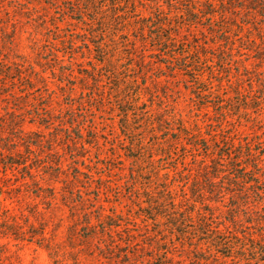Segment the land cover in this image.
Returning <instances> with one entry per match:
<instances>
[{"label": "rangeland", "instance_id": "1", "mask_svg": "<svg viewBox=\"0 0 264 264\" xmlns=\"http://www.w3.org/2000/svg\"><path fill=\"white\" fill-rule=\"evenodd\" d=\"M188 1L197 14H184V0H134L107 28L103 10L80 14L72 0H0V264H264V203L237 192L218 202L163 198L167 184L181 195L171 167L192 180L203 150L215 157L226 141L258 156L247 177L256 173L264 189V18L244 0H224L235 9L219 7L223 18H202L203 0ZM156 33L175 34L161 44ZM126 108L135 134L120 127ZM160 115L199 130L200 152L189 149L183 167V141L147 126ZM158 149L173 154L160 161ZM228 172L223 186L240 174ZM190 204L193 218L177 230L196 240L184 244L170 215ZM199 215L218 223L223 243L237 232L248 250L192 235Z\"/></svg>", "mask_w": 264, "mask_h": 264}, {"label": "trees", "instance_id": "2", "mask_svg": "<svg viewBox=\"0 0 264 264\" xmlns=\"http://www.w3.org/2000/svg\"><path fill=\"white\" fill-rule=\"evenodd\" d=\"M74 1V6L75 8L78 7V11L80 14H85L86 11H90L91 13L96 14L97 16V10H103L104 14H105V18H103L104 23H102V25H108L107 28H109V24L112 23L113 21L116 20L117 16H120V13L122 12V14H128L129 12H132L131 9L135 8L134 5V0H132V2H129V0H72ZM82 2H84L82 4ZM128 2V4H127ZM244 4L241 8H244V10L246 12H250V13H256L259 16H262L264 18V0H244ZM124 3L126 5H124ZM126 6V10H121L120 13H118L116 10H118V7L120 6ZM128 5V6H127ZM229 6H231V2L227 3L224 0H203V6H205V10L203 13H200L202 16V18H207V19H212L216 16H218V18H223L224 17V10L225 7L227 8ZM184 6H185V11L184 14L186 15H192V14H197V8L193 7L191 5V2L188 0H184ZM219 7H222V9L224 10H218ZM231 9H235V7L231 6ZM130 14V13H129ZM141 18V17H140ZM139 18V19H140ZM95 19V18H93ZM199 18H195L192 22H196ZM125 22H129V20L125 19ZM147 22V21H146ZM165 23H160L158 26L160 25H164ZM255 28V27H253ZM175 32V31H174ZM226 32V31H225ZM142 33H143V29H142ZM144 34V33H143ZM175 34V33H174ZM173 33L168 34L166 37H161V35L159 33L154 34L153 38H158V41L161 44L167 43L170 44L172 43V36H174ZM102 43H98L96 45L97 48L101 49ZM165 54V53H163ZM167 55V54H166ZM182 55V54H181ZM205 55V54H204ZM168 56V55H167ZM180 56V55H179ZM96 64L101 65V66H105V59L102 60H96ZM188 61H185V63H183L181 66L182 68L180 69V71H183V73L187 72L188 70L191 71V67L187 65ZM213 71V70H211ZM194 76H192V78L197 81L199 79H201L202 77V73L203 71V67L201 69H194ZM145 74V73H144ZM143 82H145L144 80L146 79V77L142 76L141 77ZM135 87H138V89H141L143 87H140L138 83H135ZM134 87V85H128V89H132ZM145 89V87L143 88ZM129 92V90H127ZM205 92V91H202ZM201 92V93H202ZM140 95V90L135 91L134 92V97L135 98H139L138 96ZM126 102H131L128 100H122V103L124 105H126ZM140 103L137 102V100L133 103ZM121 112V119L124 120L126 122V118H127V122H130V118H129V114L131 113V110L126 108L120 111ZM151 119H149L148 116V121H147V126L150 128L154 127L153 124H156L155 126V134H159L162 132H166L167 134H172L171 136L172 138V142L175 143H182L183 141V155L177 159V164H181L182 167L184 166V163L186 161V157L188 155V151L193 150V151H198L200 152V148H199V142L197 141V139L199 138V130L195 129V130H191V128H188L187 126L184 125L182 119H177L174 116H170L168 115L167 117H163V116H159L158 119H153L152 116H150ZM127 122L125 123V125H120V127H123L124 129L128 130L127 128ZM221 122V121H220ZM169 123V124H168ZM81 130V128H80ZM128 131L131 132V134H135L136 131H134L133 129H129ZM195 131L197 133H195ZM79 136V135H78ZM124 137H126L125 133L123 134ZM189 138V139H188ZM191 138H195L194 142L191 141ZM188 141V142H186ZM226 143V145L230 146L228 147V149L223 152L220 151V149H218V152H221L220 154H216L215 157H213V153L209 152L207 148H205L202 152V154H204V157L199 160V164L201 166V168L199 169V172H197V176L196 178H193L192 180L189 178H186L185 176H189L190 174L187 172H185V174L182 173V171H179L177 166L175 167H171L173 174L175 175H179L176 176L177 179L173 178V183L175 184V182H177L176 186L179 187V190L181 192L180 198L177 200L174 197V194L176 192V189H173L169 186V184H167L166 186H164L162 192H165V195L163 196L164 199H166L168 202L167 203H204V201L206 200V198L209 201H214V202H218L219 200L221 201L223 199V196H225L226 194H231L232 192L234 193H238L240 196H242V199L244 200L245 203H248L249 200L257 202V203H264V189H259L256 187L255 185V179H258L257 177H259L258 175H256V173H252L251 174V178L253 179H248V173L249 172H254V170L259 167H261V164L258 162V156H254L251 151H249L250 149H247L249 152L245 155L248 156V158H243L244 156V151L242 150H236V148L232 146V143L229 142H223ZM129 144H133V143H129ZM180 148V147H179ZM178 148V150L176 149V151H179L180 149ZM190 149V150H189ZM234 150V152H233ZM239 151V152H238ZM172 152V151H171ZM170 151H166L164 149H158L155 151L154 156H157L158 159L160 160V158L163 157H167L168 155H172L173 153H171ZM212 154V157H210V155ZM239 154V156L234 157V155ZM194 155V154H193ZM258 155V154H257ZM177 156V155H176ZM207 158H211L209 159V163H205L204 160H207ZM242 160H247L248 163H244L242 164ZM162 161V160H160ZM11 164H15L14 162H12ZM160 169V167H159ZM232 170L234 169V171L236 173H240V174H233L232 179L233 181H229V178L227 179L228 182H225L224 186L227 184V186L229 188H226L222 185V182H220V180L223 178V176H227L228 170ZM184 170V169H183ZM158 171L157 167H156V172ZM256 171V170H255ZM156 175L159 177L158 173H156ZM165 176H168V173L164 174ZM174 175V177H175ZM200 175V177L198 176ZM167 179V178H165ZM166 181V180H165ZM170 183V182H168ZM230 183V184H229ZM166 184V183H165ZM173 186V185H172ZM175 186V185H174ZM190 206H192V204H190L188 207L186 206H181L178 207L176 209V211L170 215V218L172 217L173 219H171L172 221H174L173 223L171 221H168V225L170 223L169 229H176L177 228H182V226H184V224H186V222L191 221V219L193 218V212L191 211L192 209H190ZM235 208H239L237 206L233 207ZM175 210V209H174ZM233 213L232 216V224H235V226L238 224V221L235 220V216L234 214H236L235 212L231 211ZM180 216H182L180 218ZM200 217V215H199ZM194 222V221H193ZM184 223V224H183ZM196 225L192 226L191 225V231H192V235H196L198 233L197 236H199V234L202 235H206L211 236L210 241H206L208 243L206 244H210L212 247H217V248H222V249H227V250H232L234 247H232L231 244H233L235 246V243L238 242L239 244V249L241 250L242 253H245L247 249L246 244L242 243L241 241H243L244 239L239 237V235H237V232H235V239L234 242H229V243H223L221 237H219V235L213 234L214 229L216 230V228H218L216 225H218V223H215V221L207 217H205V215H201L200 218H198L195 222ZM263 223H264V216H263ZM234 228V227H233ZM237 228V226H236ZM246 228V227H245ZM220 231H222L221 229H219ZM225 231L227 232L226 228L220 232L223 236L225 235ZM219 231H216V233ZM229 232V231H228ZM177 234L178 236L181 238V240L183 241V243L187 244V241L190 240V242L195 241L196 239L193 238L190 235V230L185 232L180 230H177ZM212 234V235H211ZM261 236V235H260ZM245 237V236H244ZM262 237V236H261ZM195 239V240H194ZM251 241H253V238H249ZM262 239V238H261ZM259 239V240H261ZM205 241V240H204ZM204 244V243H203ZM204 244V245H206ZM195 245V249L199 247V245L196 244V242H194ZM209 245V246H210ZM250 247V246H249ZM251 248V247H250ZM255 250H257L255 248ZM264 254V253H263ZM245 260L248 261V259L245 258Z\"/></svg>", "mask_w": 264, "mask_h": 264}]
</instances>
